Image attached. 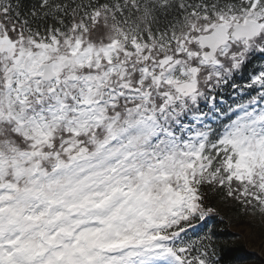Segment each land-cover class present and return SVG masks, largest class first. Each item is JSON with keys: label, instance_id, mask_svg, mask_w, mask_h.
Listing matches in <instances>:
<instances>
[{"label": "snow or ice", "instance_id": "6c2138e0", "mask_svg": "<svg viewBox=\"0 0 264 264\" xmlns=\"http://www.w3.org/2000/svg\"><path fill=\"white\" fill-rule=\"evenodd\" d=\"M264 227V0H0V264H240Z\"/></svg>", "mask_w": 264, "mask_h": 264}, {"label": "trees", "instance_id": "16d2710c", "mask_svg": "<svg viewBox=\"0 0 264 264\" xmlns=\"http://www.w3.org/2000/svg\"><path fill=\"white\" fill-rule=\"evenodd\" d=\"M231 214H224L223 220L215 221L218 231L219 241L225 245V252L228 257L236 258L241 264L251 262L253 264H262L247 246L237 239V235L231 229Z\"/></svg>", "mask_w": 264, "mask_h": 264}, {"label": "rangeland", "instance_id": "374dc122", "mask_svg": "<svg viewBox=\"0 0 264 264\" xmlns=\"http://www.w3.org/2000/svg\"><path fill=\"white\" fill-rule=\"evenodd\" d=\"M231 229L237 235V239L243 242L250 252L264 264V227L259 223L249 224L246 219L231 217Z\"/></svg>", "mask_w": 264, "mask_h": 264}]
</instances>
